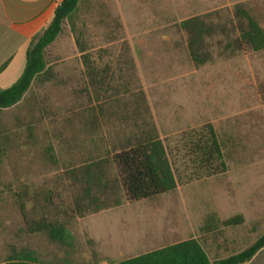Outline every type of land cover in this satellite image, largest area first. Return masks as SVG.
<instances>
[{
  "label": "rangeland",
  "instance_id": "1",
  "mask_svg": "<svg viewBox=\"0 0 264 264\" xmlns=\"http://www.w3.org/2000/svg\"><path fill=\"white\" fill-rule=\"evenodd\" d=\"M237 3L264 28V0L82 1L46 48L44 73L20 103L0 110V263L21 254L39 264H115L156 249L161 220L169 230L164 245L192 231L206 234L215 258L238 253L264 234V50L227 48L237 37ZM194 16H204L214 30L205 41L211 60L202 66L190 61L186 36L177 27ZM77 37L88 62L81 59ZM126 44L127 52L120 49ZM131 58L133 67L126 61ZM206 124L218 137L226 170L187 180L176 153L180 137ZM152 127L174 158L177 189L151 201L123 202L99 220L103 239L131 238L132 247L141 239L145 249L112 256L106 244L87 236L58 246L30 232L41 219L71 220L70 231L83 229L68 214L76 187L66 170L134 144ZM48 147L55 164L45 157ZM187 214L185 233L173 235L172 224ZM238 216L239 223L220 224ZM209 218L213 229L200 231Z\"/></svg>",
  "mask_w": 264,
  "mask_h": 264
},
{
  "label": "trees",
  "instance_id": "2",
  "mask_svg": "<svg viewBox=\"0 0 264 264\" xmlns=\"http://www.w3.org/2000/svg\"><path fill=\"white\" fill-rule=\"evenodd\" d=\"M80 0H61L54 9L53 16L42 34L32 40L25 53V66L18 80L10 87L0 90V110L14 106L21 101L30 88L32 81L46 69L45 50L62 30L64 21H68L78 10ZM233 16L237 20V37L227 45L235 50L258 52L264 50V28H262L242 4L233 6ZM204 16H194L181 20L177 27L186 36V47L190 61L201 66L211 60L205 48V41L214 33L213 28L204 20ZM81 59L89 61L86 49L75 39ZM127 52V49H125ZM128 65L133 67L131 59ZM138 96L145 109V98L140 88ZM179 163L188 169L187 180H199L225 172V164L218 137L211 124L189 131L180 137ZM2 149L0 147V158ZM45 157L55 164L52 148L45 150ZM176 161V160H175ZM111 166V172L107 166ZM174 158L169 156L163 142L150 128L132 145L122 147L105 158L92 160L79 167L66 170L76 194L72 198V213L82 217L85 213H95L120 205L121 196L128 203L153 200L156 197L174 191L178 186ZM121 195V196H120ZM212 219H208L200 231L212 230ZM241 216L221 221L223 226L239 223ZM32 233L44 234L48 241L58 246H71L73 240L61 223H50L44 219L32 223ZM29 232V233H30ZM264 247V234L246 249L223 259L210 262L206 252L197 239L174 243L150 252L118 261L115 264H242L252 258ZM0 264H39L29 255L16 254ZM112 264V263H110Z\"/></svg>",
  "mask_w": 264,
  "mask_h": 264
},
{
  "label": "crops",
  "instance_id": "3",
  "mask_svg": "<svg viewBox=\"0 0 264 264\" xmlns=\"http://www.w3.org/2000/svg\"><path fill=\"white\" fill-rule=\"evenodd\" d=\"M82 1L83 0H80L78 10H79V7ZM60 2L61 0H0V90L10 87L13 83H15L18 80L25 66V53H26L29 43L42 34V32L48 26V24L50 23L52 19L54 9L60 4ZM121 48L123 51H125V49H127V51L130 49L129 45L127 44L120 47V49ZM186 50H187V47H186ZM131 61H132V64L134 65V59L131 58ZM32 83H31V86H32ZM30 88L23 95L22 99L29 92ZM144 98H145V105H146L145 110L147 112L148 104L146 101L145 94H144ZM21 101H19L18 103H20ZM17 104H15L14 106H16ZM14 106H11V107H14ZM123 200L124 199L121 198V203L118 206L110 207L107 209H101L95 213H88L90 215H93L91 217L87 213L83 214L82 217L75 216L74 217L76 219L75 222L79 224L77 226H80V224L82 223V227H83V229L80 228L78 233L76 232L74 233L68 229V224L70 223L71 220L65 221L61 224L65 226L66 230L71 235L73 240H74V237L76 240V237L78 234L82 236H87L89 239H91L94 242H100L102 244H106L107 248H104V249L106 250L108 249L107 252H111V254L114 253L112 256L116 255L115 253L119 254L127 249L136 250L137 248L141 246L145 249L147 247V242H144L141 239H139V244H136L135 247H132L131 238L130 240L126 241L125 239H123V237L117 236L116 239L107 241V239H103V237L101 236L102 234H101V230L99 227L102 226L103 223L99 221L100 217L106 214L110 215V213H112L111 211L124 206L125 204H123V202L126 203L127 205L128 202H126L125 200L123 201ZM142 201H151V200H142ZM136 203H128V204H136ZM187 206H188L187 204H183L185 211H186ZM68 214L69 216H72L73 215L72 210H68ZM184 216L185 217L181 219L179 216L178 225L172 224L171 233L173 235L174 234L179 235V234L185 233L184 231L185 226L183 225V223H185L186 221L189 222L190 216L189 214L184 215ZM172 217H174V215H172ZM163 221L164 220H161L158 223L156 236H155V243H154L157 246L156 249L162 248V247L174 244V243H178V242L187 240L189 238H193V239L198 240V242L200 243V245L206 252V255L211 263L225 258V257L215 258L213 255L214 249H211L212 246H207L206 244L209 242V238L205 236L206 234L194 235V231H192L193 234L191 235L188 234V236L184 239H181L177 242H174L168 245H164L163 244L165 240L164 235L168 234L169 230L166 229V232H165ZM158 228H159V231H158ZM38 234H41V233H38ZM204 236L206 240H202L204 239ZM209 252L212 255H210ZM242 264H264V247H262L259 251H257L256 254L252 258H250L249 260L245 261Z\"/></svg>",
  "mask_w": 264,
  "mask_h": 264
}]
</instances>
